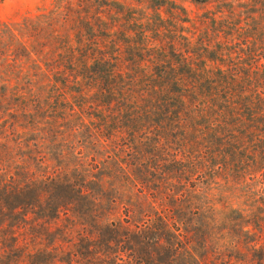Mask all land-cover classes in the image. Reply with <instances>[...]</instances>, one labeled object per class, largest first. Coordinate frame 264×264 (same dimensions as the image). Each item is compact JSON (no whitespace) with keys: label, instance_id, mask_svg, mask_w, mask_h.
I'll return each instance as SVG.
<instances>
[{"label":"trees","instance_id":"16d2710c","mask_svg":"<svg viewBox=\"0 0 264 264\" xmlns=\"http://www.w3.org/2000/svg\"><path fill=\"white\" fill-rule=\"evenodd\" d=\"M58 1L0 33L34 70L0 82V264H264V51L192 46L174 0ZM221 176L252 212L215 214Z\"/></svg>","mask_w":264,"mask_h":264},{"label":"rangeland","instance_id":"374dc122","mask_svg":"<svg viewBox=\"0 0 264 264\" xmlns=\"http://www.w3.org/2000/svg\"><path fill=\"white\" fill-rule=\"evenodd\" d=\"M116 1L136 6L133 0ZM174 1L189 20L183 26L192 46H196L197 41L201 39L200 42L203 44H210V50H214L218 45L223 54L226 53L225 48L230 49V56L233 59L242 56L240 62L244 59L240 49H245V45L241 44L242 40L248 45L254 43L264 51V0ZM64 6L65 2L58 0H2L0 1V33H6L8 29H12L20 36L22 27L26 25L46 26L53 17L61 16V13L65 12ZM137 8L147 17L152 16V11L146 9V4ZM70 33L72 35V31ZM11 58V56L7 58L0 56V64L6 62L3 68L0 66L1 83L11 87H22L24 78L34 80L33 59L27 60L26 57L17 59L12 68L9 66L13 64ZM40 65L42 67L40 74L45 73V67L43 64ZM49 73L53 74V72ZM17 80L20 81L17 82ZM222 177H218L213 183L198 187L203 199L211 206L215 214L222 217L228 209H235L245 215L252 212L253 199L246 193L243 183H236L230 178ZM50 229L53 230V227ZM52 239V235H49L45 242L48 243ZM59 241L64 245L68 244L67 241L75 242V235L67 238L65 243L61 239H58ZM68 251L73 253L75 250L69 248Z\"/></svg>","mask_w":264,"mask_h":264}]
</instances>
